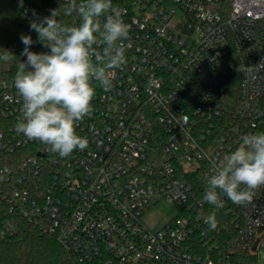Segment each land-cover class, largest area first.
Listing matches in <instances>:
<instances>
[{
  "label": "built area",
  "instance_id": "2783aa9c",
  "mask_svg": "<svg viewBox=\"0 0 264 264\" xmlns=\"http://www.w3.org/2000/svg\"><path fill=\"white\" fill-rule=\"evenodd\" d=\"M68 6L69 0L23 4L17 62L26 60L21 35L31 36V51H49L33 21L56 10L58 22L80 23L75 11L65 14ZM112 6L131 26L126 62L110 71L111 88L93 81V110L76 127L87 148L61 158L18 133L23 101L15 75L0 84L5 230L36 228L75 264H223L222 257L195 252L194 242L208 239L203 196L213 163L242 136L264 132V0H112ZM222 199L216 210L229 218L236 245L255 254L264 187L246 206ZM161 201L176 215L152 230L143 220Z\"/></svg>",
  "mask_w": 264,
  "mask_h": 264
},
{
  "label": "clouds",
  "instance_id": "9594fccd",
  "mask_svg": "<svg viewBox=\"0 0 264 264\" xmlns=\"http://www.w3.org/2000/svg\"><path fill=\"white\" fill-rule=\"evenodd\" d=\"M74 11L80 17L78 25L58 22L56 10L39 22H32L39 42L49 51H31V36L21 35L25 45L21 55L26 60L17 62L14 77L15 89L23 101L22 118L15 130L61 158L87 148V138L79 135L76 127L93 110V81L111 88L110 71L126 62L125 41L130 39L131 30L121 10L113 8L112 0H80L79 4L69 0L65 14ZM14 59L13 53L0 49V60ZM261 187L264 132H257L242 136L234 150L213 163L203 201L220 209L224 206L223 196L246 206ZM204 222L209 230H214L215 212L204 217Z\"/></svg>",
  "mask_w": 264,
  "mask_h": 264
},
{
  "label": "trees",
  "instance_id": "16d2710c",
  "mask_svg": "<svg viewBox=\"0 0 264 264\" xmlns=\"http://www.w3.org/2000/svg\"><path fill=\"white\" fill-rule=\"evenodd\" d=\"M29 0H0V49L8 50L16 56L10 61L0 60V84L11 79L17 72L19 30L23 25L19 13ZM236 73L230 74L231 83L236 82ZM0 156V165L7 162ZM215 212L217 227L205 228L208 239L194 242L195 252L212 259L223 258V264H257V256L236 245L235 232L229 218L213 206L206 205V216ZM7 213L0 201V264H75L74 258L56 240L36 228L21 224L18 229L8 233L5 224ZM234 243L233 250L227 247ZM213 243H216V247Z\"/></svg>",
  "mask_w": 264,
  "mask_h": 264
},
{
  "label": "rangeland",
  "instance_id": "374dc122",
  "mask_svg": "<svg viewBox=\"0 0 264 264\" xmlns=\"http://www.w3.org/2000/svg\"><path fill=\"white\" fill-rule=\"evenodd\" d=\"M175 215L174 208L164 201H161L151 207L145 215L143 222L148 228L156 230L169 222ZM257 238L261 239L255 252L257 264H264V231L259 233Z\"/></svg>",
  "mask_w": 264,
  "mask_h": 264
},
{
  "label": "water",
  "instance_id": "95a60500",
  "mask_svg": "<svg viewBox=\"0 0 264 264\" xmlns=\"http://www.w3.org/2000/svg\"><path fill=\"white\" fill-rule=\"evenodd\" d=\"M23 61H24L23 59H20L18 62H23ZM256 245H257V242L252 247L253 252L255 251Z\"/></svg>",
  "mask_w": 264,
  "mask_h": 264
}]
</instances>
